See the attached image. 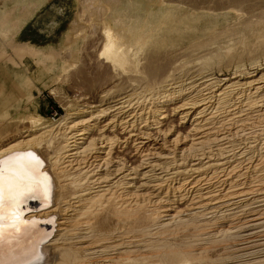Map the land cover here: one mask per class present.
<instances>
[{"label": "bare ground", "instance_id": "bare-ground-1", "mask_svg": "<svg viewBox=\"0 0 264 264\" xmlns=\"http://www.w3.org/2000/svg\"><path fill=\"white\" fill-rule=\"evenodd\" d=\"M88 1L90 21L73 26L67 37L68 44L94 39L86 48L92 50L86 69L92 78L75 75L86 86L85 105L56 127L36 118L15 133L0 127V161L7 165L31 153L42 161V175H30L43 182L35 198L21 205L23 218L36 224L10 238L5 260L22 263V253L46 238L45 221L56 218L58 235L49 247L58 249L52 254L58 264H94L91 255L98 253L105 254L100 257L105 264L187 262L191 242L182 241L184 249L156 241L142 252L140 241L127 239L152 236L153 226L172 234L198 231L197 220L209 212L244 201L247 206L248 199L264 201V68L255 62L231 78L210 74L199 65L201 56L187 53L204 45L191 33L190 18L198 16L180 14L179 0L166 6L144 0V19L137 15L138 21L117 0ZM5 9L0 61L10 58L2 53L8 47L19 58L39 57L27 45L14 44L28 7ZM159 21L165 26H156ZM172 225L175 229H167ZM78 239L87 241L57 246ZM96 248L101 250L90 253ZM113 248L120 252L111 257Z\"/></svg>", "mask_w": 264, "mask_h": 264}, {"label": "rangeland", "instance_id": "rangeland-1", "mask_svg": "<svg viewBox=\"0 0 264 264\" xmlns=\"http://www.w3.org/2000/svg\"><path fill=\"white\" fill-rule=\"evenodd\" d=\"M117 1L118 8L123 10L129 19L134 17L135 20H140L137 15L142 17L141 20L144 19L141 5H144L146 0ZM160 1L166 6L171 0ZM179 1L181 3L178 2L175 5L181 7L180 14H183L182 12L185 13L184 15L194 13L198 16L194 21L190 18L191 33H197L196 36L200 41L197 39L195 41L204 45L189 49L187 53L194 54L193 57H198V59L201 56L199 65L209 70L210 74L220 78H223L220 75L231 78L239 68L249 69L255 62L264 68V44H262L264 42V0H248L249 5L233 4L231 0H199L207 1L205 5H198L197 0ZM88 2V0H16L10 2L0 0V15L6 11L5 7L16 4L28 7L29 10L26 12L28 14L21 21L22 27L15 36L14 44L15 46L27 45L28 49L36 51L35 53L41 56L40 62L39 57L19 58L12 47L2 49V53L7 54L5 57L10 58H7V61H0V127H5L8 131L15 133L22 128L25 121L35 118L56 127L64 118H68L67 116L74 113L76 109L85 105L88 98L85 91L86 86L84 83L81 85L79 83L81 79L75 78V75L81 72V77L92 78L86 71L87 67H91L87 56L92 50L86 48L89 40L93 42L94 39H80L68 44L67 37L72 35L71 31H74V27L87 26V21H90L89 16L91 17V14L86 12L85 6ZM192 2L196 5L194 7H198L197 9L193 7ZM175 16L178 17V14L175 13ZM178 20L181 21L179 17ZM158 25L165 26L160 21L156 24ZM1 37L0 33V40ZM252 50H255L254 53ZM90 78L89 81H91ZM251 200H247V206L244 201L242 205L236 204L230 206L231 208H221L217 212L212 211L213 214L209 212L208 215L197 220V226L200 227L198 231L182 229L172 234L170 231L163 232L166 229H162L161 232V229L157 230L156 226H153L151 227L152 236L134 238L133 235H129L132 238L127 240L140 241L139 245H142V248L139 251L142 252L150 250L143 245L151 246L156 241L174 247L184 241L191 242L193 247L190 249L192 253L190 252L189 259L187 262L177 264H264V201ZM52 220H44L51 223V228L47 231L46 238L41 241L37 240V245L34 246L43 256L40 264H58L57 260L54 262V255H52L58 249L53 250L49 247L58 235L56 225L58 222L56 218ZM167 229L172 230L175 227L172 225ZM228 229L231 230V234L226 236L224 233ZM86 241L78 239L64 242L61 240L57 246L64 247L68 243L77 242L79 244ZM135 245L131 246L134 248ZM182 246L185 249L183 244ZM34 247L22 253L21 258L23 257L24 261L33 260L31 250ZM138 249L134 248V250ZM44 250L47 252L44 253ZM94 250L90 253L99 252L101 249ZM108 252L112 257L120 251L113 248ZM98 254L91 255V258H96L92 260L94 264L96 261L100 262L97 264H105L101 263L103 260L100 258H104L105 254L103 253L100 257ZM149 261L152 264L157 262V264H167L157 259Z\"/></svg>", "mask_w": 264, "mask_h": 264}, {"label": "snow or ice", "instance_id": "snow-or-ice-1", "mask_svg": "<svg viewBox=\"0 0 264 264\" xmlns=\"http://www.w3.org/2000/svg\"><path fill=\"white\" fill-rule=\"evenodd\" d=\"M11 159L7 165L0 161V264H8L5 252L11 247V239L23 231H27L36 222L26 221L22 216V203L26 198H35L40 192L43 182L34 181L30 174L42 175V161L31 159V153ZM47 194V189H44ZM33 260L23 264H40L43 256L35 248L32 249Z\"/></svg>", "mask_w": 264, "mask_h": 264}, {"label": "water", "instance_id": "water-1", "mask_svg": "<svg viewBox=\"0 0 264 264\" xmlns=\"http://www.w3.org/2000/svg\"><path fill=\"white\" fill-rule=\"evenodd\" d=\"M45 224V223H44ZM45 225H47V231L49 230V228H51V223H47V224H45Z\"/></svg>", "mask_w": 264, "mask_h": 264}]
</instances>
